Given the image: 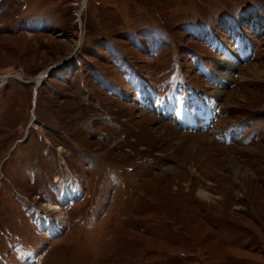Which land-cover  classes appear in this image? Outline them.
Wrapping results in <instances>:
<instances>
[{"label":"rangeland","instance_id":"obj_1","mask_svg":"<svg viewBox=\"0 0 264 264\" xmlns=\"http://www.w3.org/2000/svg\"><path fill=\"white\" fill-rule=\"evenodd\" d=\"M0 264H264V0H0Z\"/></svg>","mask_w":264,"mask_h":264},{"label":"bare ground","instance_id":"obj_2","mask_svg":"<svg viewBox=\"0 0 264 264\" xmlns=\"http://www.w3.org/2000/svg\"><path fill=\"white\" fill-rule=\"evenodd\" d=\"M252 19L253 18H251L250 21H252ZM79 39H81V38H79ZM79 45H80V42H79ZM218 48H219L220 52L224 56L227 57L226 59H224L225 62L223 61V63L221 65L226 64V65L233 66V62H236L238 59H240L241 56H243V54H246L247 53V48L245 49L243 47V44H241V42L239 44H237L236 46H233V47H229V46L223 45L221 43V44H219V47ZM46 72H47V69L44 70V71H42L41 74L38 76V78L35 79L36 82H37V84L40 83V81L45 76ZM146 92H147L146 93L147 96H151L152 95V93L149 92V90L146 91ZM219 94H220V91L215 92V94H214L215 98L217 96H219ZM185 118H187V117H185ZM81 194H82V189L78 188V186H75L74 187L70 183L65 184L64 187L62 188V190L60 191V194H59V197H58L59 198V202L51 205L50 207L52 209L58 208L59 209L58 211H62V208L60 206L61 203H65L68 200H71V201L74 200L75 201V200L78 199V197L82 196ZM199 194L201 196H203V197L208 196L207 193H205L203 191H199ZM60 214H62V212H60ZM62 218L63 217H61L59 223L58 222L55 223V221H54V223H52V221L47 216H45V215H39L37 217V220L36 221L38 222L39 226L42 227V229L47 230L49 233L50 232L54 233V232H60L64 228V226H65V220L62 219Z\"/></svg>","mask_w":264,"mask_h":264},{"label":"water","instance_id":"obj_3","mask_svg":"<svg viewBox=\"0 0 264 264\" xmlns=\"http://www.w3.org/2000/svg\"><path fill=\"white\" fill-rule=\"evenodd\" d=\"M54 65H51L48 69H47V72L46 73H48V70L50 69V68H52ZM25 82H29V80L28 81H25Z\"/></svg>","mask_w":264,"mask_h":264}]
</instances>
